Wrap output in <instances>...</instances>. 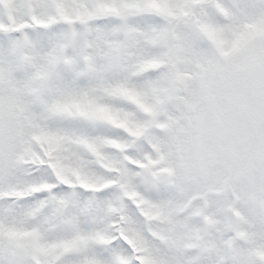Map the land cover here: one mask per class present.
<instances>
[{
    "label": "snow or ice",
    "instance_id": "1",
    "mask_svg": "<svg viewBox=\"0 0 264 264\" xmlns=\"http://www.w3.org/2000/svg\"><path fill=\"white\" fill-rule=\"evenodd\" d=\"M0 264H264V0H0Z\"/></svg>",
    "mask_w": 264,
    "mask_h": 264
}]
</instances>
